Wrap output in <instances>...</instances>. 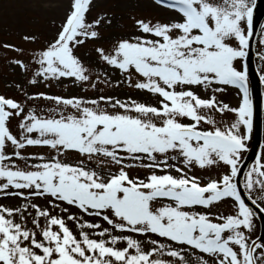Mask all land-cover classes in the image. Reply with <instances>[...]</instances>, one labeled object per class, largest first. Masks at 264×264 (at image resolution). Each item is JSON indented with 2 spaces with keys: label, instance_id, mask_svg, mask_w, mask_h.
Here are the masks:
<instances>
[{
  "label": "snow or ice",
  "instance_id": "obj_1",
  "mask_svg": "<svg viewBox=\"0 0 264 264\" xmlns=\"http://www.w3.org/2000/svg\"><path fill=\"white\" fill-rule=\"evenodd\" d=\"M153 3L177 14L133 16L131 29L104 42L114 13L93 12L94 0H60L63 17L35 50L30 77L85 90L126 85L150 99L25 94L54 101L45 111L0 93V200L20 198L0 202V264H264V241L250 235L256 212L237 184L254 120L243 61L257 0ZM89 40L101 41L91 45L95 61L118 78L100 69L93 79L97 64L78 51ZM256 55L264 59V47ZM225 86L238 89L236 104L219 97ZM32 146L47 151L23 150ZM257 184L264 197L259 153L246 170L249 197ZM224 202L230 211L214 209Z\"/></svg>",
  "mask_w": 264,
  "mask_h": 264
},
{
  "label": "rangeland",
  "instance_id": "obj_2",
  "mask_svg": "<svg viewBox=\"0 0 264 264\" xmlns=\"http://www.w3.org/2000/svg\"><path fill=\"white\" fill-rule=\"evenodd\" d=\"M66 2V0H65ZM259 0H257L258 4ZM60 0H0V93L12 95L26 103V106H37V108L43 106L44 110L47 111L53 104L54 101L46 98H28L25 100V94L35 91H45L55 94H83V95H93L99 94L101 90L109 95H124L125 93H130L137 96L140 99H150L147 93L137 92L134 89H130L126 85H121L119 87H108L106 88L102 83L98 85L97 89L85 90L82 85L75 84L71 79H61L59 81L38 79L36 83L30 82V77L35 68V62L32 60V56L35 50L44 46L45 42L49 40L57 31L60 20L64 14V8L57 6ZM262 17L260 19L259 30L257 36L254 39L251 51L250 59L254 63L257 73L259 71H264V59H261L256 55L257 51L262 50V46L259 37L264 35V0H262ZM48 4V7L44 5ZM256 4V5H257ZM256 7V6H255ZM254 7V9H255ZM109 11L114 13L112 17V23L106 25L101 29L102 40L104 42L110 41L115 35L126 32L133 26V16L148 17L152 16L154 18L165 19L169 16L176 15L170 9L162 8L161 6L155 5L153 0H94L93 12L98 11ZM55 21V22H53ZM25 36H35V40L25 39ZM101 41L89 40L87 43L82 44L78 50L82 56V59L91 60L94 64H97V71L93 74V79L95 75L101 74L100 69L108 71L113 74V79L118 78V75L110 67L105 68L103 64H98L95 61V53L91 50V45L95 43H100ZM16 45L17 51L13 48L5 47V44ZM14 58L23 59L28 65L27 68H21L20 65L14 62ZM246 58H244L245 62ZM240 65L241 61H237ZM259 69V71H258ZM250 86L252 88V96L254 93V83L250 79ZM263 90V114H262V142H264V83L261 82ZM19 86V87H18ZM226 90L219 93V97L227 102L236 104L237 102V91L238 89L234 86H225ZM203 94V93H202ZM231 116V113H228ZM19 117L14 116L12 118L15 123L18 121ZM254 134V120L253 129L250 134L248 143V148L241 150L240 160L243 158L249 147L252 145V138ZM25 152H40L47 151L44 147L32 146L23 149ZM264 156V145H261L256 155L251 159L249 167L255 161L257 154ZM71 156L79 158L76 153H70ZM23 163L21 161H18ZM223 167V165H221ZM248 167V168H249ZM130 171L140 172L143 174L144 169L132 168ZM200 170L197 169V172ZM217 168L215 166L207 168L204 170V175L209 173L215 175ZM255 175V174H254ZM246 179V173L244 177L242 176L241 183L249 195V190L244 187V180ZM260 206L259 201L264 198L259 191V185L257 184L256 189L252 191V197ZM20 200L17 196H8L6 200H0V202H5L15 205ZM44 204V201H40ZM262 207V206H261ZM264 209V207H262ZM214 209H221L224 212L230 211L227 207V202L223 205L217 204ZM92 219H97L98 217H91ZM70 224L72 222H69ZM259 230V220L258 217H254V229L250 233L252 237H257Z\"/></svg>",
  "mask_w": 264,
  "mask_h": 264
},
{
  "label": "water",
  "instance_id": "obj_3",
  "mask_svg": "<svg viewBox=\"0 0 264 264\" xmlns=\"http://www.w3.org/2000/svg\"><path fill=\"white\" fill-rule=\"evenodd\" d=\"M260 18H261V6L257 8L255 14H254V17H253V34L252 36L250 37V44H249V49L253 43V40L256 36V33H257V29H258V24H259V21H260ZM250 63V66L252 68V71H251V74L256 82V103H255V110H256V113H255V123H256V130H257V143L260 142V133H261V128H262V125H261V91H260V88H259V84L255 78V71L253 69V65L252 63L249 61ZM256 147H253L251 148L247 153L246 155L244 156L243 160L241 161L240 165L238 166V173H237V177L240 173V170L243 168V166L246 164V162L251 158V156L254 154L255 150H256ZM238 184V183H237ZM238 187L241 191V194L242 196L245 198V201L246 203H249V205L251 207H254L258 210H260L261 214H262V218H261V221H260V234H259V237L258 239H261L264 241V234H263V231H264V212L261 210V208L252 200L250 199L245 193L244 191L242 190V188L240 187V185L238 184Z\"/></svg>",
  "mask_w": 264,
  "mask_h": 264
},
{
  "label": "bare ground",
  "instance_id": "obj_4",
  "mask_svg": "<svg viewBox=\"0 0 264 264\" xmlns=\"http://www.w3.org/2000/svg\"><path fill=\"white\" fill-rule=\"evenodd\" d=\"M257 213H259V210H257Z\"/></svg>",
  "mask_w": 264,
  "mask_h": 264
}]
</instances>
